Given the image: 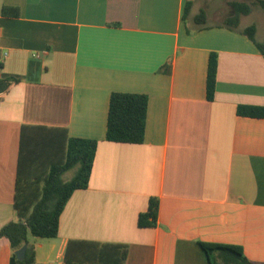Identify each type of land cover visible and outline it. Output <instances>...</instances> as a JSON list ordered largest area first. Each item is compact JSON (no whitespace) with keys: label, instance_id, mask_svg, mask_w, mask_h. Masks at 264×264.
Wrapping results in <instances>:
<instances>
[{"label":"crops","instance_id":"0c3cea01","mask_svg":"<svg viewBox=\"0 0 264 264\" xmlns=\"http://www.w3.org/2000/svg\"><path fill=\"white\" fill-rule=\"evenodd\" d=\"M259 1L0 0V80H20L0 92V229L18 219L19 173H46L71 138L98 142L58 236L28 237L35 264L112 263L118 247L125 264H211L200 243L264 264V118L238 114L264 107V52L244 34L253 26L264 41L249 22L264 23ZM232 2L251 6L238 27L225 23ZM115 92L148 97L142 144L106 140ZM152 199L158 224L141 228ZM16 252L0 238V264H19Z\"/></svg>","mask_w":264,"mask_h":264},{"label":"trees","instance_id":"16d2710c","mask_svg":"<svg viewBox=\"0 0 264 264\" xmlns=\"http://www.w3.org/2000/svg\"><path fill=\"white\" fill-rule=\"evenodd\" d=\"M264 7V2L259 1ZM234 16L228 22L237 27L240 18L251 11L249 4L232 2ZM5 16H18L17 8L4 7ZM206 12L201 11L198 21L204 23ZM244 34L254 42L263 52L264 44L255 39L256 30L251 26ZM218 72V56L212 54L209 60L207 77V97L214 99ZM19 79L6 78L0 80V92H7L11 86L18 84ZM148 97L143 94L119 93L111 95L107 119L106 140L121 144H142L145 140L147 127ZM238 114L251 118H264V107L241 106ZM97 141L71 138L65 148L62 160L51 165L43 175L25 179L18 175L15 189L14 209L17 221H13L0 229V238H6L11 248L16 252L28 244V237L54 239L59 234L61 215L63 214L71 196L76 190L88 187L93 169ZM77 168V173L71 181H66L64 175ZM159 202L150 201L149 209L139 216L141 228L155 227L158 224ZM207 253L211 264H255L250 262L240 247L233 245H215L200 243ZM106 247V246H104ZM118 257L112 263L102 255L94 264H125L127 248L118 247ZM16 257V256H15ZM16 259V258H15ZM19 264H35L34 249H27L24 260ZM67 264H72L67 262Z\"/></svg>","mask_w":264,"mask_h":264},{"label":"rangeland","instance_id":"374dc122","mask_svg":"<svg viewBox=\"0 0 264 264\" xmlns=\"http://www.w3.org/2000/svg\"><path fill=\"white\" fill-rule=\"evenodd\" d=\"M251 7V6H250ZM259 10H260V8H259ZM262 10V9H261ZM263 13H264V10H263ZM264 15V14H263ZM259 18H260V15H257V14H253L250 18H249V22H252V23H255V24H257V26L259 27V31H260V33H259V37H260V39H262V38H264L263 37V30H264V23H262V22H259L258 20H259ZM219 21V20H218ZM211 23L213 22V21H210ZM226 24H229V25H231V26H234V24L232 23V22H228V21H226L225 22ZM238 27V26H237ZM261 44H264V41L262 42L261 41ZM76 173H77V168H75V169H73V170H70V171H68L65 175H64V179L66 180V181H71L74 177H75V175H76Z\"/></svg>","mask_w":264,"mask_h":264},{"label":"water","instance_id":"95a60500","mask_svg":"<svg viewBox=\"0 0 264 264\" xmlns=\"http://www.w3.org/2000/svg\"><path fill=\"white\" fill-rule=\"evenodd\" d=\"M26 251H27V247L26 245L23 246L21 249H19L17 252H16V257L18 260H24V258L26 257Z\"/></svg>","mask_w":264,"mask_h":264},{"label":"built area","instance_id":"2783aa9c","mask_svg":"<svg viewBox=\"0 0 264 264\" xmlns=\"http://www.w3.org/2000/svg\"><path fill=\"white\" fill-rule=\"evenodd\" d=\"M52 264H66V263L53 262Z\"/></svg>","mask_w":264,"mask_h":264}]
</instances>
